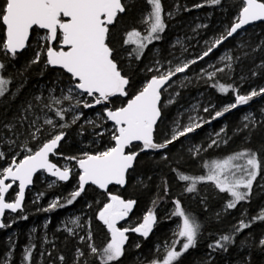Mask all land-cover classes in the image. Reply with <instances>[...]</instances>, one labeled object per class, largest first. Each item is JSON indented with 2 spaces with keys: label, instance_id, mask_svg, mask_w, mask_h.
Instances as JSON below:
<instances>
[{
  "label": "snow or ice",
  "instance_id": "obj_1",
  "mask_svg": "<svg viewBox=\"0 0 264 264\" xmlns=\"http://www.w3.org/2000/svg\"><path fill=\"white\" fill-rule=\"evenodd\" d=\"M147 2L151 5V10L145 18V23L148 25L146 34L142 35L140 31L132 30L127 33V38L123 41L125 45H135L132 53H135L137 60L141 58L148 45L161 39V34L166 29L161 0H147ZM221 2L222 0H205L206 4L212 6L220 5ZM203 6V4L194 5L197 8ZM126 7L123 0H0V24L6 29V38L0 41L4 54L15 58L17 53L26 47L30 33L34 29L43 30L46 33L41 37L46 42L42 49L46 56L45 67H58L70 75L67 94L61 90V97H50L49 103L44 104L43 107L54 111L56 117L64 120L67 112L74 111L81 105L83 108L105 105L104 116L99 118L102 121L106 119L112 122L111 146L95 153L84 152L82 157H68L67 159L75 160L81 170L76 188L67 197H57L49 203L48 207L41 209L44 212H50L57 208H64L66 205H72L86 191V185H95L103 190L108 202L104 203L99 210L98 219L107 226L110 239L102 248L96 247L95 244H89L90 254L96 259L97 264H118L125 252V243L128 240L126 233L131 231L147 238L157 223V217L150 209L138 226L130 229L117 227L119 221L129 216L136 201L125 200L122 196L109 191V186H124L126 184L127 176L130 175V170H134L139 155L147 150L167 149L169 145L201 128L203 124L224 116L225 113L238 106L249 105L254 98L264 97V87L252 88L246 93H241L239 88L232 84L225 85L217 82L211 86L224 94L231 90L234 94V102L225 105L222 110L215 111L211 119L200 117V122H195L196 118L189 117L193 122L179 131L174 129L171 137L163 143L155 142L154 132L157 122L162 116L161 100L162 90L166 91L165 85L177 73H184L191 64L208 57L244 26L256 21L264 22V0H242V7L231 26L226 28L219 37L212 41H206L207 48L197 59L178 64L165 72H160L157 68L156 71L159 74L153 75L134 95L127 99L123 106L107 107L112 103V98L129 97L128 89L131 86V80L119 66L116 49L112 46L110 39V26L115 25L118 14L124 13ZM167 15L170 17L171 13ZM197 27L202 26L198 25ZM55 44H59V48L55 47ZM40 60L41 51H38L31 63L36 64ZM220 60L231 61L232 57L224 55L220 57ZM209 67L215 68V65H209ZM225 67L231 69L232 65L227 63ZM258 67L264 68V62H261ZM4 68L5 65L0 63V69ZM149 71L152 69L150 68ZM202 71L206 72L209 80H212L216 77L217 72H223L224 68H218L212 72H207L206 69H202ZM253 75L255 76L257 73L253 72ZM9 83L8 79L0 76V97H4L8 92ZM85 94L92 97V102L80 98ZM36 100L40 101L41 97L37 96ZM62 101H74V103H70L69 108H53V105H60ZM168 103H172V100H169ZM31 107L29 105V109ZM29 109H25V111ZM203 111L209 112L210 108L205 107ZM261 112L264 113V108L261 109ZM82 115V113L74 114L72 123H76ZM25 119H27L25 116L20 118L21 121ZM243 120L248 122L243 125L244 129L249 128V124H256L252 113L245 115ZM88 123L95 127L102 126L94 121H88ZM44 124L51 128L50 138L36 150L28 147L25 143L23 150L27 154L18 162L13 158L11 164L0 170V229L11 227V224L3 221L7 212H23L25 189L33 183V177L37 172H47L58 181L66 182L70 179L69 168L61 169L49 159L50 154H58L56 150L66 136L62 129L68 125L63 123L58 125L52 118H45ZM5 127L11 131L15 125L8 124ZM30 127L35 128V131L30 135L32 139H36L37 133L42 131L43 126L37 125L36 120H33ZM57 128L61 130L55 131ZM241 130L238 129V131ZM222 132H225L224 128L216 133V136L219 137ZM96 135L103 136L104 132L101 131ZM224 142L226 143V141ZM9 143L14 145L15 141L10 140ZM214 145L218 146L217 139H212L208 147L211 148ZM3 158H5V153L0 151V159ZM164 158L167 159L166 156ZM241 160L244 161L243 164L233 163ZM173 171L176 170L173 169ZM237 172L240 174L237 175ZM262 172H264V158H258L256 151L248 149L231 155L227 159L214 161L207 175L190 176L178 173V180L190 182L185 189L188 193L196 191L198 182H214L220 192H226L231 196V199L226 203V209H234L239 202L249 199L253 183ZM9 180L11 183H6ZM16 182H18V191L15 198L6 199V194ZM165 194H167V188H165ZM39 195L42 196L43 193ZM172 215L182 218V223L178 225L177 231L174 233L181 239L174 240L170 246H166L167 251L162 264H173L178 261L185 252L197 246L198 237L201 234L202 225L185 211L178 199L174 201ZM19 219L27 220L28 217L20 215ZM79 221L80 217H76L70 223L82 227ZM257 221L264 222V209L252 217V222ZM249 227H251V223H246L242 219L236 227V232ZM65 230L70 235L75 234L73 228L67 227V225ZM81 239L84 238L81 237ZM88 239L92 240L91 233H89ZM232 242L231 235H221L208 247L213 251L217 249L227 251L228 244ZM177 244L180 245L179 250H176ZM259 245L264 248V238L259 240ZM139 246V244L136 245L137 248ZM34 247L35 245L30 244L24 249L22 264H32ZM11 255L10 251L6 256L0 258V264H11L9 259ZM84 255L83 251L77 249L78 257ZM58 259L63 264L64 256L61 255ZM150 264H161V262L153 260Z\"/></svg>",
  "mask_w": 264,
  "mask_h": 264
},
{
  "label": "rangeland",
  "instance_id": "obj_2",
  "mask_svg": "<svg viewBox=\"0 0 264 264\" xmlns=\"http://www.w3.org/2000/svg\"><path fill=\"white\" fill-rule=\"evenodd\" d=\"M205 2V0H204ZM241 6H242V0H241ZM150 10H145L143 12V15H141L140 20L138 21V26L136 29L140 31L141 34H146V30L148 25L145 23V18L147 17ZM171 13V16L169 17L167 14ZM175 10L172 12L168 11L165 13V16L167 18L174 17ZM210 14L204 15L201 13H198L194 16L193 22H190L194 24L190 30L186 32L179 33V35L173 37V41L171 42V48L173 51L170 53V58L168 61H164L160 56V48L158 46H155L151 44V48L149 49V55L148 60L145 62L144 69L148 72H151L149 75L151 78L153 75H158L159 73L156 71L157 68H159L160 72H165L170 68H174L178 64H182L187 61H191L192 58L190 55L186 54L187 48L185 46V38L186 36L194 41V45L199 42L201 39L202 45H206V41H212L215 38L212 36H208L207 39L201 38V35L199 33H196V30L206 27L209 24L210 21ZM220 22L217 23V25ZM198 25H201L202 27H197ZM3 26V25H2ZM224 29V27H223ZM132 31V30H131ZM127 33H122V37L127 38ZM185 33V35H184ZM43 35H46V33L43 30L34 29L31 32L29 41L24 48L23 51L26 52L25 60L22 63L21 68L15 66H7L9 63L14 59L10 55H5L2 49V43H0V63H3L5 65L4 69H0V76H3L4 78L8 79L10 81L8 85V92L5 94L8 98L14 99L16 97L17 103L18 100L22 103L17 111L14 112V114L10 117H8L6 120H3V122L0 124V129H7V134H0V151H3L5 153V158L0 159V170H2L4 167H7L9 164H11L12 159L15 158L17 162L23 158L24 155L27 153L23 150V145L27 143L28 147L32 148L33 150H36L43 142H46L47 139L50 138L49 132L51 131V128L49 125L44 124L45 118H52L58 125L59 124H67L68 127L62 129L65 133L67 132L68 138L65 140L67 146H76V149L81 151L80 157H82V154L84 152H88L87 148L91 146L94 151H103L106 147L111 146L110 143V130L112 128V124L109 123L106 119L101 120L99 117L104 116V107L101 105L94 106L92 108H83L81 105L79 108L75 109L74 111H69L65 114L64 120H60L58 117L55 116L54 111H49L47 108H44L43 105L46 103H49L50 97H61L63 90L64 94H67V88L70 84V75L66 74L62 69L60 68H52L51 66L45 67V61L46 56L43 54V47L45 45V41L41 39ZM247 35V32H241L239 35L236 36L237 41L240 40L241 37ZM5 39V30L3 27V39ZM237 47H239L241 44H236ZM55 47L59 48V44H55ZM174 47V48H173ZM135 48V45H126L121 50V58L124 60L125 65H129L131 59L133 58L132 50ZM207 48V45H206ZM174 49H176L174 51ZM38 51H41V60L39 62V69L36 70L35 73H37V78L34 83H32L27 91H20L22 87L26 84H28L29 77L25 76V70H27L29 67L35 68L36 64L31 63V61L34 59L36 53ZM129 53H132V55H129ZM228 55L232 57V50L230 48H222L220 49L215 57L208 59L205 64L199 68L198 74L202 75L201 77L207 78L206 72H203L202 69H206L207 72L215 71V69L218 68H224L223 72H217V74L222 73L223 75L230 71L231 69L225 67L227 63H231V61L227 60H220L221 56ZM209 65H215V68L209 67ZM152 69V71H149V69ZM49 69H52V72H49ZM216 74V75H217ZM195 73L183 75L179 78H175L172 80L169 85L165 88L166 91H162V111L166 113L165 118H163V121L161 123V127L159 129V136H161V139L158 140V142H164L165 138H170L172 135L173 130H181L184 126L188 125L189 123L193 122L190 121L189 117L196 118L195 122H200L199 118L203 117L204 119H207L204 116L203 109L205 107H209L213 109L214 107L218 106L220 110L222 108L229 104L234 102V94L231 92V95L228 98H223L220 102L213 96L209 91H195L194 94L189 95L186 94L184 97H180L182 91L185 90L187 86V82L191 77H193ZM13 76H15L13 79ZM198 77L197 79L201 78ZM238 80V78H236ZM148 81L146 79L143 82V85ZM15 84L16 86L12 87L11 85ZM22 94V96H21ZM4 96V97H5ZM41 97L40 101L36 100V97ZM4 97H0V102H7ZM19 97H22L21 99ZM7 98V99H8ZM82 100H86L88 102H92V97H88L86 94L82 97H80ZM169 100H172V103H168ZM70 103H74V101H62L60 105H53V108H69ZM29 105H31V109H29ZM122 105H119L120 107ZM214 106V107H212ZM10 107V106H9ZM99 108V109H98ZM25 109H29L28 111H25ZM82 113L83 115L79 120L76 121V123H72V118L74 114ZM251 113L250 111H247L242 114L241 119L243 120V117L247 114ZM99 114V116H98ZM22 116L27 117V119L21 121L20 118ZM39 117V119H37ZM211 119V118H210ZM36 120L37 125H42V131L37 133V138L32 139L30 133L35 131L34 127H30L31 121ZM88 121H94L96 124L102 125L101 127H95L93 124L88 123ZM178 122V127H177ZM13 124L15 125V128L11 131L5 127V125ZM227 122L224 120H219L217 124H210L205 125L195 132L193 135L181 137L179 140L175 141L177 144L172 148L171 145L165 149L162 153L160 158L165 159L166 156L168 161L174 162L179 165H187L189 166V163L192 162V166L188 169V172H183V174L190 175V176H201V174H198L197 171L199 169L200 165H203V175H207L212 163L214 161H221L227 158H219V159H213L211 161L206 162L204 160L203 154L207 149H210L208 145L211 143L212 139H217L218 146L214 145L211 148H218L223 146L224 144V132L220 133V136L217 137L216 133L220 132L222 128H225ZM239 121H235V126L238 127ZM61 129L57 128L55 131H60ZM103 131V136H98L96 133H99ZM70 134V136H69ZM15 141V144H10L9 141ZM197 148L199 151L197 152ZM75 150V147H74ZM191 150V151H190ZM168 151V152H167ZM164 152H167L164 153ZM149 159H154L155 155L153 153L148 154ZM68 157H72L68 154L60 155L59 158L56 160V164L61 167H67L70 169V179L66 182L64 181H58L55 178H52L48 175H46L44 172H39L37 176L34 179L32 187L26 192L25 201H24V208L23 212H18L16 214L12 213H6V216L3 218V221L5 223L11 224V227H8L6 229L2 230L3 233V239L5 242V247L9 248V251L6 252L3 255H0V258L6 256L10 251L13 253V250L18 248L19 257H20V264H22L23 255H24V249L28 247L30 244L35 245L33 248V256H32V264H55L54 258L49 255L50 253V247H52L49 242V232L50 228H53V230L56 233L63 232L69 237H73L76 242L78 243L77 249H80L84 252L83 257L77 256V250L75 252V261H78L80 258H86L87 255L90 254L89 250V244H95L94 240V234L91 229V224L93 220V214L95 211H97V218L98 219V212L103 207L104 203H107V196L106 194H103L100 189H96L95 186H93V190L95 189L96 192L92 195L91 191L88 190V195L84 192L81 197H79V200L77 199L72 205H66L64 208H57V212L55 215H53L55 210H52L50 212H44L41 209L48 207L49 203L56 199L57 197H67L68 194L73 191L78 182V177L80 171L78 170V164L75 160L67 159ZM195 161V162H193ZM235 163V162H233ZM136 164V163H135ZM173 165V164H172ZM171 165V166H172ZM207 165V167H206ZM135 166V165H134ZM197 170V171H196ZM131 171V170H130ZM196 171V172H195ZM235 171V170H234ZM175 174H172L171 176V185H172V191L170 184L167 183V181H164L163 177L157 173L156 170L150 171L146 178H143L142 176H137L135 180L133 181L136 186H142V185H148V181H152L153 185L156 186L154 189L150 190L151 194L149 197V202L147 206V210L144 213L138 214L134 213L135 205L133 206L132 211L129 213V216L125 218L124 220H121L118 222L117 227L120 228H133L138 226L143 221L144 215L151 209L154 214L157 217L158 222V216L154 209V207H160V211H162V215H164V218L166 221H169L170 226L168 227L167 232L165 233L164 238L160 239H154L152 240V253L149 257L145 256H139L138 263L137 264H150L151 261L157 260L161 262L166 255L167 247L172 244L174 240L181 239L178 238L174 233L177 231L178 225L182 223V218L173 216L172 213L174 211V201L180 200L182 207H184V204H186L187 200H198L197 195L202 194H210L213 197L216 198V207L212 209V214H214V219L217 221H220V225L223 228V226H237L239 222L242 220V214H239L237 212V215L235 218H231L230 221L227 222V218H230V214L233 212L231 209H226V203L231 199L230 194L228 193H222L219 191L218 188L215 187L214 182L211 181H202L198 182L196 185L197 187H200V193H188L186 192V187L189 185L190 182L186 181H180L178 180V173H181L180 171L176 170L174 171ZM240 173L237 172V175ZM55 181V183H53ZM260 178L257 177V180L253 183V189L250 194L252 195L253 191H258L260 189ZM162 183V186L165 190L167 188V192L170 189V192L172 194L171 198V205L168 207H163L160 205V203H157L158 199L160 198V187L159 184ZM51 185V186H50ZM62 185H66L62 187ZM200 185V186H199ZM147 188L151 189V184L147 186ZM169 188V189H168ZM113 193L118 194L122 196L121 190L123 188L116 187L113 188ZM243 191V189H241ZM17 192V186L13 187L11 191L7 194L8 200H12L15 198V194ZM43 193L42 196L39 194ZM93 196V197H92ZM88 198V200H87ZM90 198V199H89ZM103 198V199H102ZM122 198H124L122 196ZM125 200H131L129 198H124ZM182 199V200H181ZM103 202L100 203V201ZM153 202L157 203L156 205H153ZM94 203L95 205L92 208H89L90 204ZM100 203V204H99ZM244 204V201H241L237 204L236 207L238 209H242ZM154 207H153V206ZM262 208L264 209V204H261ZM165 209V210H164ZM259 209V211L261 210ZM59 210V211H58ZM52 213V214H51ZM20 215H31L33 217L32 221L28 224L26 229H23V227L16 221L17 217H20ZM132 216V217H131ZM76 217H80L79 224L82 225V227H77L76 225H73L70 223L71 220L75 219ZM222 218V220H221ZM101 225L106 230V235L108 236L106 238L105 242L95 244L96 247L102 248L107 241L110 239V233L108 232L107 226L103 224L102 221H100ZM45 224H47V227H45ZM157 224V223H156ZM52 225V226H51ZM71 227L74 230L75 234L70 235L66 230L65 226ZM35 229V231H33ZM154 232V227L152 231ZM89 233L92 234V240L88 239ZM220 233H223V230L220 231ZM149 234V235H150ZM129 237H137L136 243L141 245L140 238H145L139 233L131 232L129 231L126 233ZM81 237L84 239L82 240ZM149 238V237H147ZM145 238V239H147ZM264 238V236H263ZM200 237H198L199 241ZM128 240L125 243V246L128 242ZM243 239L239 240V250L243 249L244 247H248L252 243V239L248 240V242L243 241ZM183 242V241H181ZM136 244V245H137ZM136 245L134 246L135 248ZM180 249V245H176V250ZM43 253V255H42ZM206 258L207 260L213 259L217 254L215 251L209 250L206 252ZM1 254V253H0ZM12 256V255H11ZM10 256V260H11ZM92 256V255H91ZM224 264H242L241 260L239 259H227L225 260Z\"/></svg>",
  "mask_w": 264,
  "mask_h": 264
},
{
  "label": "trees",
  "instance_id": "obj_3",
  "mask_svg": "<svg viewBox=\"0 0 264 264\" xmlns=\"http://www.w3.org/2000/svg\"><path fill=\"white\" fill-rule=\"evenodd\" d=\"M123 2L127 5L126 11L118 15L117 21L114 26H110V39L112 41V46H114V48L116 49L119 66L122 68L123 72L130 77L131 86L128 89L129 97L113 98L111 103L112 107H118L119 105L123 106V104L127 102V99L134 95L143 86V82L146 79H149V75L151 74V72H148L144 69L145 62L148 60V55L150 53L149 49L151 48V44L148 45V47L144 50L139 60L135 59V53H133V58L131 59L130 64L127 66L124 63V60L121 58V50L126 46L123 43L126 37H122V33L124 34L125 32L136 29L141 15H143V12H145V10H151V5L147 2V0H124ZM161 3L166 23V29L161 34V39L158 41H153L152 44L160 48L159 56L164 61H168V59L170 58V53L171 51H173V49L171 48L173 37L179 35V33L190 30L194 25L190 22H193V18L195 15L201 13L204 15L210 14L211 16L209 24L204 28L196 30V33H199L201 35V38L205 39H207L208 36L217 38L225 32L226 28H229L231 26V24L234 22L235 17L238 16L240 8L242 7L241 0H222L220 5L215 6L206 4L204 0H161ZM197 4H203L204 6L199 8L194 7V5ZM171 10L172 12L175 10V14L173 15L174 17L170 19L165 16V13ZM218 22L220 23L217 25ZM243 31L247 32V35L241 37L240 40L237 41L236 36ZM243 31L224 42L208 57L204 58L203 60H198L195 64H191L184 73L178 74L175 77L179 78L183 75H192L193 73H195V75L188 80L186 89L181 90V98L186 94L192 95L195 91L207 90L209 91V93L215 96L218 102H220L221 100H223V98H228L231 95V90L227 94L220 93L217 88L211 86L213 84H216L217 82L225 85L232 84L234 87L239 88L241 93H246L252 88L264 87V68L258 67L261 62H264V43H262L264 42V22L252 27H248ZM2 39L3 26L2 24H0V41H2ZM201 40L194 45V41L190 40L187 36L185 38V46L187 48L186 54L190 55L192 60L197 59L206 50V45H202ZM239 43L241 45L237 47L236 44ZM222 48H230L232 50L231 70L224 75L222 73L217 74L216 77H214L212 80L201 77L202 75L198 74L199 68L202 67L208 59L215 57L217 52ZM175 50L176 49H174V51ZM25 56V51L18 53L16 57L9 63V65L7 64V66L11 68V66L14 64L13 66L16 65L17 67L21 68L22 63L26 59ZM38 67L39 63L35 65V68L29 67L24 71L25 76L29 77V81L28 84L24 85L20 91H27L28 87L32 83H34V81H36L37 73L35 72L39 69ZM49 72L51 73L52 69H49ZM253 72H256L257 75L254 76ZM14 77L15 76H13V79H15ZM198 77L201 78L197 79ZM236 78H238V80H236ZM11 86L14 87L16 85L12 84ZM7 98V96L4 97L7 102H0L1 123L3 122V120H6L8 117L12 116L22 104L19 100L17 103L16 97L14 99ZM19 98L21 99L22 97ZM218 108V106L214 107L213 109L210 108L209 112H204L203 114L207 119H210L215 111L220 110ZM262 108H264V97H260L249 107L238 109L219 119L227 122L224 128V140L226 141V143L224 142L223 146L218 148L207 149L203 154L204 160L208 162L213 159H219L222 157L228 158L231 155L248 149L256 151L258 154V158H264V113L261 112ZM247 111H250L253 114L256 120V124H249V128L244 129L243 125L248 122L242 120L241 116L242 114L244 115V113H246ZM165 116L166 113L162 111L161 119L159 120L154 132V138L156 142H158V140H160L161 138V136H159V129L162 126L161 123ZM219 120L213 121L212 124H217ZM236 120L239 121L238 127L235 126ZM238 129L242 130L238 131ZM7 133V129H0V134ZM67 138L68 134L66 132V136L63 142L60 144L58 150L56 151L58 154L51 156V160L53 162L56 163L57 158H59V156L63 154L80 157L81 151L76 149V146L66 145L65 140ZM166 139L169 138H165V140ZM109 144H111V141ZM176 144L177 142H174L169 149H172ZM87 151L89 153L96 152L91 146L87 148ZM167 152L164 153L167 154ZM161 153H153V155H155L154 159L149 160L147 159L149 158L147 157L149 156V153H141L134 166V170H131L130 175L127 176V184L121 190V192L124 198H129L136 201V205L133 211L134 213L139 212L138 214H141L143 212H146L149 202L148 200L151 194L150 190L156 187L152 184L153 182L151 180L148 181V185L151 184V189L147 188L148 185L136 186L133 181L137 176L146 178L147 174L150 171L156 170L157 173H159V175L163 177L164 181H167V183L170 184L172 191L171 176L172 174H175L173 169L178 170L181 173H185L188 172V169L193 165L192 162L189 163V166H187L179 165L166 159H161ZM234 162L241 164L244 163V161L242 160ZM197 167H199L198 171L196 170L197 173L203 175L202 172L204 166L200 165ZM257 177L260 178V189H258V191H253L252 195L249 196V199L247 201H244L241 211L240 209H238V207L231 209V211L233 212L230 214V218H227L228 222L231 220V218H235L237 212H239V214H242V219L246 223H251V227L243 229L240 232H236V227L238 225H226L222 228L220 225V221L214 219L212 209L216 207L217 201L216 198L212 195L206 193L197 195L198 200H187L183 208L187 213L195 217L197 221L202 225L201 234L199 235L200 239L196 247L189 249L179 258L178 261L173 262V264H224L225 260L227 259H239L241 260L242 264H264V248L259 245V240L264 236V222H252V217L256 216L259 213V209L262 208L261 204H264V172H262ZM64 186L66 185H62V187ZM88 187H91L89 191H91L92 195L95 192L97 194L98 191H96L95 189L93 190V186H87V188ZM159 187L160 198L158 199L157 203H160V205L163 207L170 206L172 204L170 201L172 198V196H170L172 192H170V189L168 188L169 191L167 192V194H165L162 183L159 184ZM113 188H111L110 191L113 192ZM199 189L200 187H197L195 193L201 194L202 192ZM85 193L87 194V196H89V192L87 189ZM77 199L79 200V198ZM99 201L100 203L103 202V200L102 202L101 200ZM157 203H153V205H156ZM94 205V203H91L89 208H92ZM154 209L158 216V222L153 226L154 232L151 233L148 236L149 238L147 239L140 238L141 245L138 248L134 247L137 244V237H129V240L125 246L124 255L121 257L120 261H118V264H137V258L139 256L141 257L143 255L145 257H149L151 255L153 251L152 240L164 238L163 236H165V233L170 226L169 221H166L164 215H162L160 207L156 206L154 207ZM56 212L57 210L52 212L54 213L53 215H55ZM25 216L28 217L27 220L19 219V217H17L16 219V221L23 227V229H26L28 224L33 219L31 215ZM96 218L97 211H95V213L93 214V220L91 224V229L94 234V240L96 242L95 244L97 245L99 243L105 242L108 236L106 235L105 228ZM2 230L3 229H0V255H3L9 251V248L5 247V242H3L4 239L2 237ZM221 230H223L222 234L220 233ZM48 232L50 234L48 244L52 246L50 247L52 248L50 249V253L54 258L55 264H62V262L58 259V257L61 255H63L65 258L63 264H97L96 259L91 255H87L86 258H80L78 259V261L74 262V254L77 250L78 245L76 240L73 237L67 236L63 232L59 234L56 233L53 228H50V231ZM221 235H231L233 237V242L228 244L227 251L217 249L215 250V253L217 255L213 259L207 260L206 252L211 250L208 245L217 240ZM240 239H243L242 242H248V240L252 239V243L248 247H244L243 249L239 250L238 244L240 243ZM19 259L20 257L18 248H16L13 250L11 256V264H20Z\"/></svg>",
  "mask_w": 264,
  "mask_h": 264
},
{
  "label": "water",
  "instance_id": "obj_4",
  "mask_svg": "<svg viewBox=\"0 0 264 264\" xmlns=\"http://www.w3.org/2000/svg\"><path fill=\"white\" fill-rule=\"evenodd\" d=\"M124 1V0H123ZM119 15V14H118ZM259 23H262L261 21H256V22H253V23H251V24H249V25H246V26H244V28L243 29H241V30H238V33H240L241 31H243V30H245L246 28H248V27H252V26H254V25H257V24H259ZM4 27V26H3ZM4 30H5V38H6V29H5V27H4ZM237 33V34H238ZM237 34H234V36L235 35H237ZM30 35H31V33H30ZM233 36V37H234ZM30 38V37H29ZM232 37H230L229 39H231ZM228 39V40H229ZM227 41V40H226ZM226 41H224V42H226ZM223 42V43H224ZM28 43V42H27ZM27 43H26V45H27ZM222 43V44H223ZM221 44V45H222ZM220 45V46H221ZM219 48V47H218ZM217 49V48H216ZM215 49V50H216ZM24 50V49H23ZM23 50H20L18 53H20V52H22ZM17 53V54H18ZM206 58V57H205ZM52 68H58V67H53V66H51ZM66 73V72H65ZM67 74V73H66ZM178 74H182V73H177L174 77H172L171 78V80L168 82V84H166L165 85V88L169 85V83L178 75ZM69 75V74H68ZM149 79H151V78H149ZM148 79V80H149ZM162 91H164V90H162ZM113 99V98H112ZM259 98H254V100L253 101H251L250 103H249V105H243V106H238L236 109H233V110H231V111H229L228 113H225V115H227V114H229V113H231V112H233V111H236V110H238V109H241V108H246V107H249L250 105H252L254 102H256L257 100H258ZM162 101V100H161ZM97 106V105H96ZM101 106H105V105H101ZM107 107H112L111 106V104H109V105H107ZM224 115V116H225ZM223 117V116H222ZM222 117H220V118H217V119H215V120H219V119H221ZM161 119V118H160ZM159 119V120H160ZM159 120H158V122H159ZM215 120H211V122L210 123H205V125H210V124H212L213 123V121H215ZM109 123H111L112 124V122L111 121H108ZM158 122H157V124H158ZM200 128H198V129H196L194 132H192V133H189L188 135H186V136H189V135H192V134H194L197 130H199ZM155 139V138H154ZM63 142V140L60 142V144ZM156 142V141H155ZM158 143H163V142H158ZM60 146V145H59ZM59 146H58V148H59ZM170 146V145H169ZM168 146V147H169ZM58 148H57V150H58ZM56 150V151H57ZM165 149H160V150H147V151H145V152H142V153H161V152H163ZM51 154H50V156H49V159H50V161L51 162H53L52 160H51ZM53 163H55V162H53ZM58 166V165H57ZM59 167V166H58ZM61 168V167H60ZM61 169H63V168H61ZM78 170L79 171H81L80 170V168H79V166H78ZM39 172H44V171H39ZM39 172H37L35 175H34V177H33V181H34V178H35V176L39 173ZM46 175H48V176H50V177H52L49 173H47V172H44ZM70 176H71V174H70ZM52 178H55V177H52ZM56 179V178H55ZM6 183H11V181L9 180V181H6ZM32 185H33V183L31 184V185H29L26 189H25V196H26V192L32 187ZM14 186H17V191H18V182H16V183H14L13 184V187ZM86 186H89V185H86ZM93 186H95V185H93ZM110 186H112V185H110ZM109 186V187H110ZM115 186H119V185H115ZM12 187V188H13ZM96 187V186H95ZM120 187H123V186H120ZM98 188V187H97ZM99 189V188H98ZM11 190V189H10ZM10 190H9V192H10ZM101 190V189H100ZM101 191H103V190H101ZM8 192V193H9ZM7 193V194H8ZM7 194H6V198H7ZM24 201H25V199H24ZM23 205H24V202H23ZM19 212V211H18ZM17 212V213H18ZM7 213H11V212H7ZM12 214H16V213H12Z\"/></svg>",
  "mask_w": 264,
  "mask_h": 264
},
{
  "label": "flooded vegetation",
  "instance_id": "obj_5",
  "mask_svg": "<svg viewBox=\"0 0 264 264\" xmlns=\"http://www.w3.org/2000/svg\"><path fill=\"white\" fill-rule=\"evenodd\" d=\"M126 184H127V182H126ZM126 184H125L123 187H121V188H124V187L126 186ZM89 186H93V185H89ZM14 187H15V186H14ZM86 187H87V186H86ZM113 187L115 188V187H120V186L112 185V186L109 187V191H110V189L113 188ZM96 188H97V187H96ZM97 189H98V188H97ZM10 191H11V190H10ZM101 192H102L103 194H105L104 191H101Z\"/></svg>",
  "mask_w": 264,
  "mask_h": 264
}]
</instances>
